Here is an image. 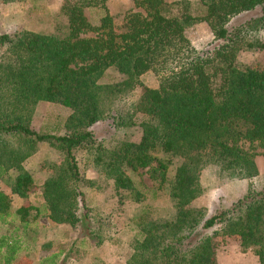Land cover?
<instances>
[{
	"label": "trees",
	"instance_id": "1",
	"mask_svg": "<svg viewBox=\"0 0 264 264\" xmlns=\"http://www.w3.org/2000/svg\"><path fill=\"white\" fill-rule=\"evenodd\" d=\"M105 1L68 0L61 7L67 19L63 31L20 29L0 35V135L48 141L64 155L43 184L48 217L97 235V245L109 238L91 224L82 185L93 182L83 175L76 156L78 150H93L114 181L120 204L122 191L131 192L132 199L137 194L134 175L140 169H147L159 190L169 192L167 217L140 216L127 264H219V236L237 237L264 264V188L250 187L213 214L193 205L202 194L201 172L210 164L240 178L260 173L256 156L264 148V65L242 64L237 55L241 49H264V0H134L135 8L123 13L120 22ZM93 6L104 9L98 24L88 16ZM198 21H206L215 36L203 50L186 34ZM109 69L122 81L99 83ZM149 75L156 78L154 84L144 80ZM133 91L138 96L127 110L107 106ZM39 101L72 109L66 134L31 128L29 115ZM105 109L113 119L107 125L117 128L136 114L145 115L140 141L112 148L99 143L90 127ZM6 165L0 162V170H8ZM14 167L11 193L0 190L2 219L10 214L13 195L28 198L37 189L28 169L20 163ZM34 209L35 219L40 213L35 205L17 209L24 227ZM4 246V262L12 264L19 246L2 239L0 254ZM55 257L48 258L51 264Z\"/></svg>",
	"mask_w": 264,
	"mask_h": 264
},
{
	"label": "rangeland",
	"instance_id": "2",
	"mask_svg": "<svg viewBox=\"0 0 264 264\" xmlns=\"http://www.w3.org/2000/svg\"><path fill=\"white\" fill-rule=\"evenodd\" d=\"M67 1L0 0V35L20 29L47 34L65 30L67 19L61 7ZM105 3L115 16L116 22L121 21L123 13L135 8L134 0H106ZM87 12L89 19L98 24L104 9L101 6H93L88 8ZM186 34L198 50L209 47L215 40L214 33L206 21L191 24ZM3 55L0 51L1 58ZM237 57L242 64L253 67L264 65V49H241ZM122 79V75L114 69H109L99 83L120 82ZM144 80L154 84L156 78L149 75ZM137 96L138 91L123 94L112 102H107V106L115 109L123 107L127 110ZM71 113L72 109L62 103L39 101L28 120L31 128L40 133L64 135L68 130V118ZM109 114L105 109L100 121L90 127L99 143L103 140L107 147L112 148L124 141H140L141 122L146 119L145 115L136 114L129 124L117 128L107 125L109 120H113ZM257 150L260 153L256 156L260 173L256 177H235L222 172L215 164L206 166L200 175L202 194L193 205L205 207L209 214H213L217 208L231 206L250 187L264 188V148L260 147ZM94 155V151L88 149L76 152L83 175L93 182L82 185L92 216L91 224L93 228L96 227V233L109 237L101 246L95 244L97 235H90L91 239L79 227L67 223L59 224L48 217L49 211L42 195V188L45 181L54 175L57 164L62 163L63 153L48 141L22 142L13 135H0V162L6 163L8 168L6 171L0 170V190L11 193L17 172L14 164L17 163L33 174L37 184L36 191L28 198L13 195L10 214L4 219L0 218V242L2 239L8 243L16 241L19 246L12 264H51L52 261L48 258L53 254H56L55 264H127V257L131 251L130 244L138 233L137 224L140 216L146 212L149 213L150 220H153L167 217L171 213L168 189L159 190L158 184L149 176L147 169H140L134 175L135 187L138 190L135 197L132 199L131 192L122 191L124 202L120 204L114 181L104 173L105 164L95 160ZM126 169L132 175L131 168ZM28 204L35 205L40 209V213L34 219L37 210H31L30 222L24 227L25 225L19 222L16 211ZM215 246L217 254H221L222 261L227 264H260L255 251L242 247L237 237L219 236L215 239ZM6 250L7 247L4 246L0 254L1 264H5Z\"/></svg>",
	"mask_w": 264,
	"mask_h": 264
},
{
	"label": "crops",
	"instance_id": "3",
	"mask_svg": "<svg viewBox=\"0 0 264 264\" xmlns=\"http://www.w3.org/2000/svg\"><path fill=\"white\" fill-rule=\"evenodd\" d=\"M59 224H61V223H59ZM65 224V223H64ZM105 241H107V239H105L100 245H97V246H101V245H103L104 243H105ZM108 245V244H107ZM218 261H219V264H227V263H225V262H223L222 261V256H221V254L219 255L218 254ZM249 264V263H248Z\"/></svg>",
	"mask_w": 264,
	"mask_h": 264
}]
</instances>
